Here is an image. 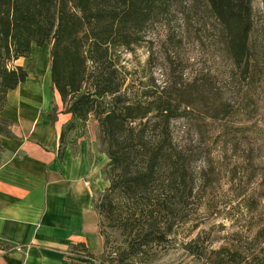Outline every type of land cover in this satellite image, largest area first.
<instances>
[{"label":"trees","instance_id":"1","mask_svg":"<svg viewBox=\"0 0 264 264\" xmlns=\"http://www.w3.org/2000/svg\"><path fill=\"white\" fill-rule=\"evenodd\" d=\"M173 15L176 27L212 33L224 70L186 79L166 54V78L159 83L149 74L135 88L120 50L147 43L165 18L166 40L177 47L182 36L168 23ZM32 43L50 45L51 89L73 119L98 118L108 158L109 186L94 198L103 252L94 256L78 245L71 258L146 264L173 247L194 202L228 185L229 197L252 214L245 225L252 250L203 249L202 264H264V22L251 0H0V110L7 91L27 76L9 64L27 57ZM50 113L56 121L55 106ZM175 121L186 131L176 134ZM112 232L121 237L116 246ZM191 242L182 245L194 254Z\"/></svg>","mask_w":264,"mask_h":264},{"label":"crops","instance_id":"2","mask_svg":"<svg viewBox=\"0 0 264 264\" xmlns=\"http://www.w3.org/2000/svg\"><path fill=\"white\" fill-rule=\"evenodd\" d=\"M49 51L32 43L27 57L10 63L27 76L7 91L0 110L8 129L0 137V264H81L71 258L78 245L94 256L103 252L94 198L109 186L100 165L108 158L51 89Z\"/></svg>","mask_w":264,"mask_h":264},{"label":"rangeland","instance_id":"3","mask_svg":"<svg viewBox=\"0 0 264 264\" xmlns=\"http://www.w3.org/2000/svg\"><path fill=\"white\" fill-rule=\"evenodd\" d=\"M251 1L258 23H263L264 0ZM197 18L206 21L208 26L211 24L206 19V14L204 13H200ZM174 19L173 15V18L168 23L173 33L177 34V39L179 36H182V43L177 47L169 43L168 39L166 40V29L163 26L165 18L161 23L154 26L150 35L147 36V39H149L147 43H143L131 51L120 50L119 54L123 73L128 80H135V88L139 87L137 83L138 79L145 81V77L149 74H152L159 83L166 78L168 74L166 54L172 58V70L174 72L184 70V78L186 79L192 78L197 72L202 70L211 69L218 72L224 70L223 62L216 57L215 40L212 33L202 31L197 35L198 29L194 25L193 27L188 26L185 28L184 26L180 28L178 26L179 23H177L176 27ZM195 38H199L201 41L200 45L196 46L194 44ZM62 105L65 112L66 106L63 103ZM83 121L81 120L80 122L87 123L88 130L90 129L96 141L98 151L103 152L104 146L99 144L98 118L93 113H90ZM69 124L73 125V122ZM75 127L73 128L75 129ZM72 130H67L65 134L67 133L71 136ZM172 130L176 134H180L181 131H186V127L185 125L183 126L181 121H175L172 123ZM7 133V125L0 121V137L7 135ZM185 136L188 137V135ZM64 141L65 136L61 138V142L63 143ZM1 158L0 146V160ZM100 163L102 166L101 175L105 176L106 164ZM198 166H200L199 163ZM100 183L103 185L102 181H99ZM229 192L228 185H224L222 190L218 191L213 198L200 199L201 203L194 202L191 220L175 230L173 247L168 248L166 251L157 252L146 264H202L204 259L201 251L203 249L206 251L216 250L225 244H233L240 250L251 251L252 245L249 242L250 237H248V233L245 230V225L252 214H248L246 209L232 200L229 197ZM193 240H196V242ZM111 241L112 246L120 243L121 237L119 232L111 233ZM189 241L195 243L192 244L194 254L188 253L183 248L182 244Z\"/></svg>","mask_w":264,"mask_h":264},{"label":"built area","instance_id":"4","mask_svg":"<svg viewBox=\"0 0 264 264\" xmlns=\"http://www.w3.org/2000/svg\"><path fill=\"white\" fill-rule=\"evenodd\" d=\"M82 262H87L88 264H92L93 263L91 260H87V259H84V261L82 260Z\"/></svg>","mask_w":264,"mask_h":264}]
</instances>
